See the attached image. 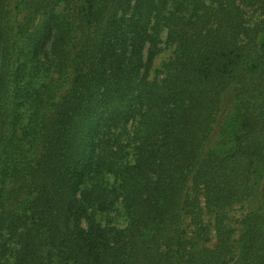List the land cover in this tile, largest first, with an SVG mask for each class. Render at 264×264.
Wrapping results in <instances>:
<instances>
[{
	"label": "trees",
	"instance_id": "obj_1",
	"mask_svg": "<svg viewBox=\"0 0 264 264\" xmlns=\"http://www.w3.org/2000/svg\"><path fill=\"white\" fill-rule=\"evenodd\" d=\"M0 264H264V0H0Z\"/></svg>",
	"mask_w": 264,
	"mask_h": 264
},
{
	"label": "rangeland",
	"instance_id": "obj_2",
	"mask_svg": "<svg viewBox=\"0 0 264 264\" xmlns=\"http://www.w3.org/2000/svg\"><path fill=\"white\" fill-rule=\"evenodd\" d=\"M252 21H259V19L255 20V18ZM162 41L159 43L160 51L156 57V59L153 62V69L151 70V77H154L156 74H158L160 77L162 76V73H159L158 71H154L155 69H158L161 67L162 63L170 56L171 52L174 50L173 45H167L166 44V32H162ZM243 212V208L241 205L236 206L233 210L230 212L231 217V224H233V227L236 229V236L240 233V221L239 218H241V214Z\"/></svg>",
	"mask_w": 264,
	"mask_h": 264
}]
</instances>
